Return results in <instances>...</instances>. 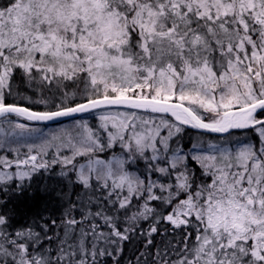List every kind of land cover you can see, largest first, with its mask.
Instances as JSON below:
<instances>
[{"label":"snow or ice","instance_id":"snow-or-ice-1","mask_svg":"<svg viewBox=\"0 0 264 264\" xmlns=\"http://www.w3.org/2000/svg\"><path fill=\"white\" fill-rule=\"evenodd\" d=\"M0 264H264V0H0Z\"/></svg>","mask_w":264,"mask_h":264},{"label":"rangeland","instance_id":"rangeland-1","mask_svg":"<svg viewBox=\"0 0 264 264\" xmlns=\"http://www.w3.org/2000/svg\"><path fill=\"white\" fill-rule=\"evenodd\" d=\"M89 119H91V117H89ZM70 121H64L63 123H61V124H67V123H69ZM59 125L58 124H53V125H48V128H49V130H55L57 127H58Z\"/></svg>","mask_w":264,"mask_h":264},{"label":"water","instance_id":"water-1","mask_svg":"<svg viewBox=\"0 0 264 264\" xmlns=\"http://www.w3.org/2000/svg\"><path fill=\"white\" fill-rule=\"evenodd\" d=\"M65 120H67V119H65ZM65 120H63V121H61V122H64ZM56 122H53V123H50L49 125H53V124H55Z\"/></svg>","mask_w":264,"mask_h":264},{"label":"trees","instance_id":"trees-1","mask_svg":"<svg viewBox=\"0 0 264 264\" xmlns=\"http://www.w3.org/2000/svg\"><path fill=\"white\" fill-rule=\"evenodd\" d=\"M129 254H131V253H129Z\"/></svg>","mask_w":264,"mask_h":264}]
</instances>
